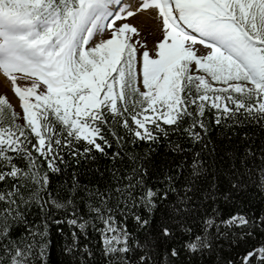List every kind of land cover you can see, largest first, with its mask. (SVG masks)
I'll return each instance as SVG.
<instances>
[{
  "label": "trees",
  "instance_id": "16d2710c",
  "mask_svg": "<svg viewBox=\"0 0 264 264\" xmlns=\"http://www.w3.org/2000/svg\"><path fill=\"white\" fill-rule=\"evenodd\" d=\"M3 1L0 9L23 13L17 22L43 43L71 35L86 4ZM193 1L221 13L226 6L233 18L225 23L253 39L264 60V0ZM123 54L122 96L83 118L94 142L50 100L37 115L40 136L0 100V264H264V79L238 92L230 84L253 80L237 63L197 58L226 86L206 89L187 52L174 70L169 123L161 116L171 100L135 89L132 48ZM108 55L105 43L76 53L71 70L54 77L75 83Z\"/></svg>",
  "mask_w": 264,
  "mask_h": 264
},
{
  "label": "rangeland",
  "instance_id": "374dc122",
  "mask_svg": "<svg viewBox=\"0 0 264 264\" xmlns=\"http://www.w3.org/2000/svg\"><path fill=\"white\" fill-rule=\"evenodd\" d=\"M106 0L102 9L106 15L102 17L95 0H87V12L83 18L75 20V30L80 33L79 47L97 46L102 41L109 40L114 49H110L109 56L101 60L91 71L82 73L76 83L69 84L57 90L52 89V97L46 90L51 88V78L43 81V77L31 62L37 63L40 58L33 46H24L15 42V36L6 37L3 34L5 23L0 22V100L11 103L18 113L21 123L24 117L20 104L24 100V91H35L45 94L35 95L34 102L26 104L25 114L28 117L33 133L40 136L38 112L45 109L44 104L51 99L55 110L61 118L76 131L79 137L94 142L96 132L88 126L82 116L88 115L93 109L99 108L102 103L109 102L114 107L116 100L122 96L123 69L118 63L121 48L130 45L134 53L135 87L143 92L161 90L171 102L162 121L171 123L175 118V102L179 94L172 84L171 75L173 63L162 59L171 48L180 56L185 50L195 53L196 58H207L210 54H217V49L209 42L194 39L182 28L177 11L171 4L175 0ZM178 2L180 0H177ZM186 1V0H182ZM41 0H31L30 5H37ZM113 9L112 12H110ZM30 10V9H28ZM147 11V12H144ZM144 13L143 15H139ZM146 16V17H145ZM107 21H105V19ZM23 29V28H22ZM218 34V33H217ZM120 38V39H119ZM215 41L227 54L239 62L253 78L264 79V60L259 49L242 42L233 31L222 28ZM84 44V45H83ZM119 44V45H118ZM179 45V47H178ZM157 60L159 64H157ZM160 60V61H159ZM44 68L39 64V69ZM191 72L198 77V84L210 87V82L199 70L191 65ZM167 74V75H165ZM251 88L250 83H234L236 91ZM21 92L22 97H21ZM264 92V88H263ZM41 143V138L38 137ZM4 142L0 135V143Z\"/></svg>",
  "mask_w": 264,
  "mask_h": 264
},
{
  "label": "bare ground",
  "instance_id": "6f19581e",
  "mask_svg": "<svg viewBox=\"0 0 264 264\" xmlns=\"http://www.w3.org/2000/svg\"><path fill=\"white\" fill-rule=\"evenodd\" d=\"M144 12H147V11H144ZM148 13V12H147ZM144 13H140L139 15H143ZM145 15V14H144ZM146 17V16H145Z\"/></svg>",
  "mask_w": 264,
  "mask_h": 264
}]
</instances>
